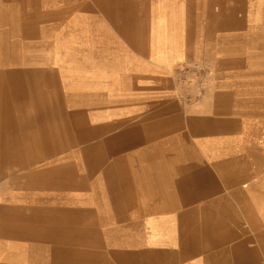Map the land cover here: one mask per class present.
Instances as JSON below:
<instances>
[{
    "label": "crops",
    "instance_id": "crops-1",
    "mask_svg": "<svg viewBox=\"0 0 264 264\" xmlns=\"http://www.w3.org/2000/svg\"><path fill=\"white\" fill-rule=\"evenodd\" d=\"M171 1L195 17L53 12L13 43L0 264H264V0ZM184 60L236 88L187 102Z\"/></svg>",
    "mask_w": 264,
    "mask_h": 264
},
{
    "label": "rangeland",
    "instance_id": "rangeland-1",
    "mask_svg": "<svg viewBox=\"0 0 264 264\" xmlns=\"http://www.w3.org/2000/svg\"><path fill=\"white\" fill-rule=\"evenodd\" d=\"M159 0H0V71L5 70L3 63L10 64L14 57L13 43L22 38L23 33L31 28L43 27L50 20L53 12L69 14L82 10H116L118 13L132 12L133 35L136 36V22L148 14L149 26L152 29L155 6ZM166 2V1H165ZM168 5H170L168 3ZM174 11L180 12L181 20L189 22V15L195 17L192 9L195 4H176ZM167 6V5H165ZM202 5H199L201 7ZM85 8V9H84ZM156 12V11H155ZM173 12V15L175 14ZM184 13V14H183ZM156 16V14H155ZM194 21V20H193ZM151 31V30H150ZM10 68L11 67H7ZM217 69V72H216ZM264 71V70H263ZM235 74V69H233ZM175 82L178 91L186 97L187 102L199 103L202 98L223 91L222 87L235 89V84L222 85L219 80L218 68L211 61H188L178 63L174 69ZM264 87V83L260 85ZM9 93V94H8ZM8 94L9 100L6 96ZM11 90L0 82V128L6 126L5 121L10 116L5 114L10 108ZM5 124V125H4ZM0 131H2L0 129ZM12 138V137H11ZM8 147L0 148V202L3 200L4 188L12 187L13 173L25 170L13 165L12 156L20 155L19 149L13 147V139L5 142ZM263 145V144H262ZM7 189V190H8Z\"/></svg>",
    "mask_w": 264,
    "mask_h": 264
},
{
    "label": "bare ground",
    "instance_id": "bare-ground-1",
    "mask_svg": "<svg viewBox=\"0 0 264 264\" xmlns=\"http://www.w3.org/2000/svg\"><path fill=\"white\" fill-rule=\"evenodd\" d=\"M166 1V2H165ZM168 3L170 5H168ZM154 10V17L152 20V27L169 29L173 26L172 14L175 9V5L171 0L158 1ZM167 5V6H165ZM156 11V12H155ZM174 16V15H173ZM182 26V25H181Z\"/></svg>",
    "mask_w": 264,
    "mask_h": 264
}]
</instances>
